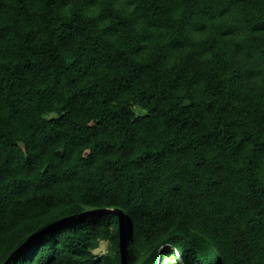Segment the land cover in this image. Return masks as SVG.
Returning a JSON list of instances; mask_svg holds the SVG:
<instances>
[{"label": "trees", "instance_id": "trees-1", "mask_svg": "<svg viewBox=\"0 0 264 264\" xmlns=\"http://www.w3.org/2000/svg\"><path fill=\"white\" fill-rule=\"evenodd\" d=\"M170 258L264 264V0H0V264Z\"/></svg>", "mask_w": 264, "mask_h": 264}, {"label": "rangeland", "instance_id": "rangeland-1", "mask_svg": "<svg viewBox=\"0 0 264 264\" xmlns=\"http://www.w3.org/2000/svg\"><path fill=\"white\" fill-rule=\"evenodd\" d=\"M107 247V243L106 242H103L102 245H101V248L98 249V254H101L103 253V251L105 250V248ZM162 249V247H161ZM175 260L172 258H170L166 263H163V264H175Z\"/></svg>", "mask_w": 264, "mask_h": 264}, {"label": "clouds", "instance_id": "clouds-1", "mask_svg": "<svg viewBox=\"0 0 264 264\" xmlns=\"http://www.w3.org/2000/svg\"><path fill=\"white\" fill-rule=\"evenodd\" d=\"M174 245H176V244H174Z\"/></svg>", "mask_w": 264, "mask_h": 264}]
</instances>
